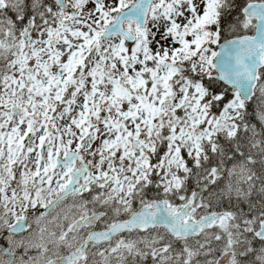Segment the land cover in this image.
I'll return each instance as SVG.
<instances>
[{
  "label": "snow or ice",
  "instance_id": "obj_1",
  "mask_svg": "<svg viewBox=\"0 0 264 264\" xmlns=\"http://www.w3.org/2000/svg\"><path fill=\"white\" fill-rule=\"evenodd\" d=\"M0 264H264V0H0Z\"/></svg>",
  "mask_w": 264,
  "mask_h": 264
}]
</instances>
